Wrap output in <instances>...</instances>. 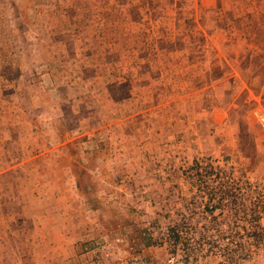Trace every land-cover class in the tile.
I'll return each mask as SVG.
<instances>
[{"label":"rangeland","instance_id":"374dc122","mask_svg":"<svg viewBox=\"0 0 264 264\" xmlns=\"http://www.w3.org/2000/svg\"><path fill=\"white\" fill-rule=\"evenodd\" d=\"M263 86L264 0H0V264H264Z\"/></svg>","mask_w":264,"mask_h":264},{"label":"crops","instance_id":"0c3cea01","mask_svg":"<svg viewBox=\"0 0 264 264\" xmlns=\"http://www.w3.org/2000/svg\"><path fill=\"white\" fill-rule=\"evenodd\" d=\"M216 2H217V0H216ZM225 89H227L226 88V86L224 87ZM263 88H264V86H263ZM262 88V89H263ZM264 90V89H263ZM264 99V98H263ZM262 126H263V128H264V124H262ZM1 168H3V167H1ZM1 171H4V169H1ZM4 187V186H3ZM7 187V186H6ZM3 197H5L4 195H3V192H1V195H0V203H2V204H5L6 203V200H4L3 199ZM15 197H17V198H15ZM20 196H14V198H12V200H10L9 201V203H14V202H18V205H22V202H20V198H19ZM15 200V201H14ZM21 212V210L19 211V213ZM18 217H19V215L20 214H18V213H15ZM4 214L2 213V215H0V217H2ZM1 219V218H0Z\"/></svg>","mask_w":264,"mask_h":264},{"label":"built area","instance_id":"2783aa9c","mask_svg":"<svg viewBox=\"0 0 264 264\" xmlns=\"http://www.w3.org/2000/svg\"><path fill=\"white\" fill-rule=\"evenodd\" d=\"M205 164V169H207L208 171H210V172H213L214 170L212 169V166H210V164L207 162V161H205L204 162ZM169 232V231H168ZM175 238V240H177V236L175 235V231L174 230H172V232H170ZM172 260H170L169 262H171Z\"/></svg>","mask_w":264,"mask_h":264}]
</instances>
